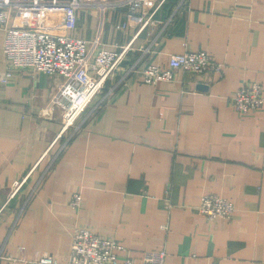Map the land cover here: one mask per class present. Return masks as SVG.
Here are the masks:
<instances>
[{"label":"crops","instance_id":"0c3cea01","mask_svg":"<svg viewBox=\"0 0 264 264\" xmlns=\"http://www.w3.org/2000/svg\"><path fill=\"white\" fill-rule=\"evenodd\" d=\"M125 2L84 0L70 26L62 6L13 11L18 26L130 45L67 130L61 110L43 111L63 77L8 73L0 27V264H46L45 253L67 264L80 226L137 261L165 246L167 264H264V104L241 112L232 103L242 81L264 85V0H142L132 15ZM190 50L222 70L142 80L147 66ZM206 193L233 201V217L208 219Z\"/></svg>","mask_w":264,"mask_h":264},{"label":"built area","instance_id":"2783aa9c","mask_svg":"<svg viewBox=\"0 0 264 264\" xmlns=\"http://www.w3.org/2000/svg\"><path fill=\"white\" fill-rule=\"evenodd\" d=\"M131 5L130 15L139 8L142 0H125ZM84 0H0V27L5 30L4 53L7 72L32 67L48 74H58L63 82L51 97L43 111L51 115L56 109L62 111L63 130L77 124L78 119L88 109L107 80L123 62L130 45L120 49L97 48L99 37L92 41L63 32H52L32 27L12 24L13 11L36 9L39 14L54 7H63L68 26L72 25L77 9ZM149 19L145 21L148 22ZM161 21V20H160ZM127 22L118 25L125 28ZM222 63L216 61L206 50L185 51L170 55L168 67L149 65L142 71V80L149 84L158 81H172L180 69L197 73L221 71ZM235 109L241 112L255 111L264 104V85L258 81H242L232 96ZM23 181L15 182V192ZM82 203V195L77 192L71 199L73 207ZM199 210L210 220L230 219L236 210L235 203L216 193H206L201 197ZM124 247L115 238L101 236L85 226L77 227L73 234L70 259L67 264H167V249L161 246L146 249L142 260L121 257ZM4 243L0 240V258ZM41 261L58 264L57 259L45 253ZM16 264V261H13Z\"/></svg>","mask_w":264,"mask_h":264},{"label":"water","instance_id":"95a60500","mask_svg":"<svg viewBox=\"0 0 264 264\" xmlns=\"http://www.w3.org/2000/svg\"><path fill=\"white\" fill-rule=\"evenodd\" d=\"M199 86H200L201 88H203V89H206V88H207V86H206L205 84H203V83H201Z\"/></svg>","mask_w":264,"mask_h":264},{"label":"rangeland","instance_id":"374dc122","mask_svg":"<svg viewBox=\"0 0 264 264\" xmlns=\"http://www.w3.org/2000/svg\"><path fill=\"white\" fill-rule=\"evenodd\" d=\"M85 113V112H84ZM82 116V115H81Z\"/></svg>","mask_w":264,"mask_h":264}]
</instances>
